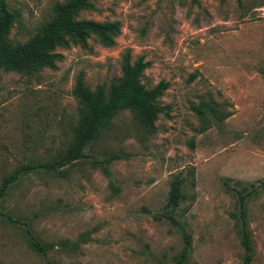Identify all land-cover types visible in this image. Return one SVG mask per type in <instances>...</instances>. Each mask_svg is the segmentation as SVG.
<instances>
[{"label":"rangeland","instance_id":"1","mask_svg":"<svg viewBox=\"0 0 264 264\" xmlns=\"http://www.w3.org/2000/svg\"><path fill=\"white\" fill-rule=\"evenodd\" d=\"M5 1L16 15L9 38L18 43L68 0ZM90 1L77 19L119 21L114 45L92 33L87 47H58L55 67L0 73V187L20 165L68 149L82 107L73 93L78 77L109 91L127 56L148 62L140 77L146 89L170 84L157 101L155 131L132 110L114 116L86 150L121 154L111 177L91 158L66 177L22 174L1 203L0 264H177L183 230L192 239L189 264H245L234 215L243 188L251 192L252 264H264V0ZM203 101L227 118L208 112L203 121L194 109ZM177 178L185 198L175 223L167 203ZM27 227L48 256L31 246Z\"/></svg>","mask_w":264,"mask_h":264},{"label":"trees","instance_id":"2","mask_svg":"<svg viewBox=\"0 0 264 264\" xmlns=\"http://www.w3.org/2000/svg\"><path fill=\"white\" fill-rule=\"evenodd\" d=\"M92 6L90 0L57 2L55 4V16L40 32L25 42L13 43L9 35L15 23L16 15L10 11L6 1L1 0L0 73L2 70H6L31 74L44 67H55L56 62L62 58V54L57 51L58 47H68L72 42L87 47L88 38L92 33L101 37L104 44L114 45L115 37L121 30L119 21L101 23L94 20L77 19L78 14L83 9ZM148 65V62H144L142 59L132 64L129 56H127L122 78L118 83L113 84L109 91L105 86H99L93 90L86 84L83 75L78 77L73 93L81 102L82 107L72 144L66 151L51 160L22 164L7 176L0 187V216L4 215L1 203L5 194L24 173L46 171L66 177L67 169L70 166L83 159L91 158L95 167H100L106 176H112L110 165L112 161L120 158L121 154L112 153L105 158H100L98 155L87 153L86 150L111 124L114 116L120 111L132 110L146 129L150 132L155 131V121L161 111L157 101L170 84L167 81H161L154 88L146 89L140 82V77ZM194 109L203 121L206 120L208 112H211L219 121H224L228 116L223 110L207 101L201 102ZM206 129L207 126L202 128L203 131ZM183 183L182 178H177L174 181L167 203V207L170 209L167 216L175 223L177 222L173 212L185 198ZM245 190L246 188H243L242 191L238 192L240 211L234 215L239 220L241 244L245 249L244 263L252 264L254 248L247 219V200L251 192L244 193ZM8 219L15 221L12 216H8ZM183 233V249L174 257L177 264H189L192 239L185 230ZM27 236L34 250L48 256V247L37 238L30 227H27Z\"/></svg>","mask_w":264,"mask_h":264}]
</instances>
